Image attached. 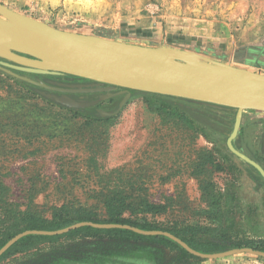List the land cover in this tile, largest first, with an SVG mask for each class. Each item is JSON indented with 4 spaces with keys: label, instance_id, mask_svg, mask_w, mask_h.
Masks as SVG:
<instances>
[{
    "label": "rangeland",
    "instance_id": "rangeland-1",
    "mask_svg": "<svg viewBox=\"0 0 264 264\" xmlns=\"http://www.w3.org/2000/svg\"><path fill=\"white\" fill-rule=\"evenodd\" d=\"M0 2L59 29L177 47L264 72V0ZM11 70L47 83L89 82L67 74ZM43 90L61 93L0 70V242L23 231L29 217L63 213L71 224L80 216L102 220L110 198L125 199L132 207L124 216L158 230L184 228L218 240L222 245L216 252L255 249L264 240V178L227 144L234 111L193 101L167 106L131 91L115 114L100 116L97 109L115 111L124 93L112 90L114 95L92 106L73 109L41 95ZM102 93L65 92L82 100ZM242 117L264 118V112L243 111L239 125ZM257 127L243 130L238 139L236 132L231 143L244 155H255L259 161L251 160L264 170V153L255 149L262 142ZM149 203L161 209L144 210ZM87 240L42 239L0 264L65 259ZM165 254L170 259L177 252L166 249ZM195 257L184 262L264 264V256L248 252Z\"/></svg>",
    "mask_w": 264,
    "mask_h": 264
},
{
    "label": "water",
    "instance_id": "water-1",
    "mask_svg": "<svg viewBox=\"0 0 264 264\" xmlns=\"http://www.w3.org/2000/svg\"><path fill=\"white\" fill-rule=\"evenodd\" d=\"M11 69L36 74H67L88 83L63 84L32 80ZM0 70L35 85L61 91H39L53 102L83 109L124 93L115 111L97 109L100 116L115 114L131 91L152 92L226 108L235 112V123L227 144L239 158L253 165L264 178L259 164L238 151L231 143L242 112H264V72L203 56L197 52L166 45H149L94 34L59 29L47 22L20 13L0 2ZM115 90V93L111 92ZM104 91L93 100L76 99L65 92ZM124 228L144 235H163L187 252L200 258H219L240 252L264 256L251 247L204 253L191 248L176 235L164 230H144L130 224L79 221L55 230L27 229L9 238L0 247V256L18 239L28 234L57 235L81 226Z\"/></svg>",
    "mask_w": 264,
    "mask_h": 264
},
{
    "label": "trees",
    "instance_id": "trees-1",
    "mask_svg": "<svg viewBox=\"0 0 264 264\" xmlns=\"http://www.w3.org/2000/svg\"><path fill=\"white\" fill-rule=\"evenodd\" d=\"M21 85L27 87L28 84L21 80H15ZM142 94L147 98H154L162 101L165 105L172 106V102L188 103L191 100L162 95L152 92H144L133 90ZM106 217L102 220L93 219L90 216H80L75 221H93L97 223H120L130 224L144 230L158 229L154 224L149 222H138L124 216L125 212L132 207L122 198H110L105 200ZM144 210L159 211L161 205L145 204ZM24 229H44L55 230L68 226L73 222L63 213L53 214L50 219H41L35 217L25 218ZM23 229V230H24ZM185 241L191 248L204 253L216 252L221 249V242L207 236H196L194 232L188 233L184 228L172 227L165 229ZM188 230H191V228ZM15 233L8 234L1 242L0 247ZM61 237H72L79 239H89L80 244L78 249L74 250L65 259L67 263L73 264H187L184 261L188 257L195 256L189 254L175 241L163 235H144L135 231L124 228H98L93 226H81L72 229L63 234L57 235H41L28 234L18 239L11 245L1 256L0 259L6 257L14 251L22 250L23 247L32 242L42 239H58ZM264 240L255 249L264 251ZM236 246H239L238 244ZM176 251L177 255L166 258L165 250Z\"/></svg>",
    "mask_w": 264,
    "mask_h": 264
},
{
    "label": "flooded vegetation",
    "instance_id": "flooded-vegetation-1",
    "mask_svg": "<svg viewBox=\"0 0 264 264\" xmlns=\"http://www.w3.org/2000/svg\"><path fill=\"white\" fill-rule=\"evenodd\" d=\"M253 111H255V110H253ZM242 119H243V123H240L235 138L238 139L243 130H247V129L251 130L252 126L257 125L258 126L257 128L262 129V132H261L262 133L261 134L262 135V142L260 143V146L255 148V149L259 153L263 154L264 153V118L242 117ZM233 121H234V118H233ZM233 121H232V123H233ZM248 134L250 135V133H248ZM233 142H234V145H235V143L237 144V140H233ZM256 150H255V152H256ZM247 157H248V155H247ZM249 157H251L250 159L259 161V159H257L255 157V155L254 156H250L249 155ZM259 163H261V162H259ZM65 263H67L66 259L59 258L58 256H53V258H50V259H48V260H46L45 262H42V263H40V262H34V263L26 262L25 264H65ZM68 264H73V263H68Z\"/></svg>",
    "mask_w": 264,
    "mask_h": 264
}]
</instances>
